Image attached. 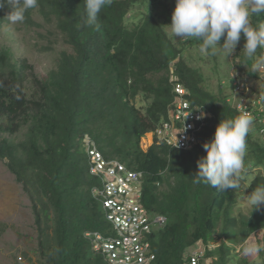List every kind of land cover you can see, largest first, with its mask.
Instances as JSON below:
<instances>
[{"label":"trees","instance_id":"16d2710c","mask_svg":"<svg viewBox=\"0 0 264 264\" xmlns=\"http://www.w3.org/2000/svg\"><path fill=\"white\" fill-rule=\"evenodd\" d=\"M148 4L162 11L152 12ZM175 6L176 0H113L99 14L97 28L82 23L84 0H39L19 29L33 27L39 17L67 46L46 77L28 58L0 43V158L32 201L43 264H107L86 236L114 233L94 195L102 184L90 172L88 135L106 158L143 172V204L168 219L150 235L158 264H183L191 247L209 245L218 231L222 239L206 249L202 261L217 256L211 264H227L231 248L255 233L264 246V205L237 215L236 190L193 183L197 161L206 155L204 142L213 138L222 119L241 111L229 99L232 89L219 83L211 90L201 69L184 58V45L166 35ZM8 11L0 9V31L9 24ZM252 23H264V13L253 16ZM244 44L242 34L232 54L234 79L252 86L259 81L257 93H264V71L250 72L243 64ZM177 82L188 88L193 104L211 113L200 142L181 149L156 141L144 150L142 137L169 119ZM139 95L146 106L136 105ZM253 167L263 172L250 184L251 191L264 186V142L250 132L245 169ZM5 230L1 222L0 237Z\"/></svg>","mask_w":264,"mask_h":264},{"label":"clouds","instance_id":"9594fccd","mask_svg":"<svg viewBox=\"0 0 264 264\" xmlns=\"http://www.w3.org/2000/svg\"><path fill=\"white\" fill-rule=\"evenodd\" d=\"M113 0H84L85 12L82 23L87 27H99L101 11ZM39 0H0V9L9 11L5 19L9 24L23 23L26 13L38 6ZM264 13V0H176L171 24L166 25L169 39L200 41L202 55L215 56L223 51L228 56L245 39L243 54L250 72L264 71V23L254 25L252 17ZM223 38V43L221 40ZM249 61L251 63L249 64ZM203 113L198 118H203ZM254 125V119L247 113L222 119L212 139L205 141L206 155L197 161V172L193 183H204L219 191L240 190V180L245 169L247 137ZM173 147H180L179 141ZM253 211L264 205V186H256L250 194L244 190ZM58 251V250H57ZM264 251V246L253 245L245 254Z\"/></svg>","mask_w":264,"mask_h":264},{"label":"rangeland","instance_id":"374dc122","mask_svg":"<svg viewBox=\"0 0 264 264\" xmlns=\"http://www.w3.org/2000/svg\"><path fill=\"white\" fill-rule=\"evenodd\" d=\"M148 6H150L149 10L152 12L162 11V6L160 5L148 4ZM148 6H141V9H147ZM36 19L38 21L37 24L29 28L22 27L19 29V26H22L19 23L14 25L4 24L3 29L0 31V43L11 46L17 57L28 58L39 75L46 77L49 71L55 67L59 52L67 48V46L60 37L56 36L55 29L50 23L39 17H36ZM132 25V21H129V26ZM176 41L184 45V58L193 67L201 69L205 76L206 85L211 90L217 88L219 83L228 89L231 88L229 99L233 104L238 101V98L249 99V101L257 98L259 81L252 86L251 81L245 82L234 79L233 53L228 56L221 51L215 56L202 55L199 52L200 41L195 39ZM233 85L236 88L233 89ZM135 102L139 107H144L147 104L141 95L137 96ZM251 132L255 136L257 135L254 128H252ZM88 138H90L89 135L85 137V145L88 142ZM156 141L157 139L150 132L142 137L141 146L144 150H148ZM260 172H263V169L253 167L246 169L242 173L240 190L237 191L239 202L235 207V214H247L251 210L252 207L248 201L242 197L245 189L248 194L252 192L249 188L250 184ZM1 222L6 224V230L0 237V264H43L40 245L41 237L35 222L32 201L24 191L22 184L16 180L15 175L6 165V160L0 158ZM49 232L53 234L52 227H50ZM215 238L217 240L210 243L209 248L217 247L218 242L222 239L220 231L215 234ZM253 245H261L259 233L253 234L244 243L234 245L228 255L227 264H264V251L256 254H245V249ZM196 247L198 250L203 248V245L199 243V245L191 247L189 251L194 250ZM215 258L217 256L206 258L202 261V264H211Z\"/></svg>","mask_w":264,"mask_h":264},{"label":"built area","instance_id":"2783aa9c","mask_svg":"<svg viewBox=\"0 0 264 264\" xmlns=\"http://www.w3.org/2000/svg\"><path fill=\"white\" fill-rule=\"evenodd\" d=\"M174 89L176 97L169 111V119L152 133L159 142L174 146L179 141L178 148L190 149L200 142L199 133L211 113L192 103L184 84L177 82ZM234 106L241 113L253 117L252 128L264 142V93L257 94L253 101L238 98ZM202 113L203 118H198ZM85 146L90 172L102 184L93 190L94 195L102 203L106 218L114 229V233L108 235L98 231L87 232L93 250L100 253L107 264H158L150 235L165 226L168 219L163 214L150 212L143 204V172L130 169L118 159L106 158L91 138H88ZM202 245L201 249L188 250L183 264H201L211 244Z\"/></svg>","mask_w":264,"mask_h":264}]
</instances>
